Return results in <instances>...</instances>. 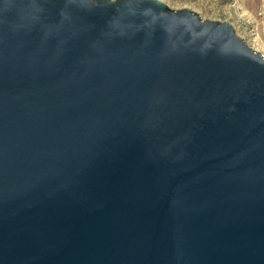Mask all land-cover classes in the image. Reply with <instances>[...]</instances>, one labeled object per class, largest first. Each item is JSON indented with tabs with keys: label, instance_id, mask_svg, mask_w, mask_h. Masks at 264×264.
<instances>
[{
	"label": "water",
	"instance_id": "95a60500",
	"mask_svg": "<svg viewBox=\"0 0 264 264\" xmlns=\"http://www.w3.org/2000/svg\"><path fill=\"white\" fill-rule=\"evenodd\" d=\"M0 264H264V57L159 0H0Z\"/></svg>",
	"mask_w": 264,
	"mask_h": 264
},
{
	"label": "rangeland",
	"instance_id": "374dc122",
	"mask_svg": "<svg viewBox=\"0 0 264 264\" xmlns=\"http://www.w3.org/2000/svg\"><path fill=\"white\" fill-rule=\"evenodd\" d=\"M159 1L171 10L188 9L202 21L231 25L237 37L264 57V0Z\"/></svg>",
	"mask_w": 264,
	"mask_h": 264
}]
</instances>
